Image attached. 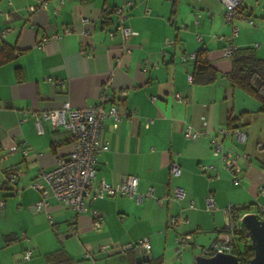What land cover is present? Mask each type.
<instances>
[{"label":"crops","instance_id":"0c3cea01","mask_svg":"<svg viewBox=\"0 0 264 264\" xmlns=\"http://www.w3.org/2000/svg\"><path fill=\"white\" fill-rule=\"evenodd\" d=\"M45 1L42 7L39 0H0V29L10 28L0 41L17 51L0 63V149L20 140L27 146L26 154L16 151L0 163L1 169L18 164L20 170L18 190L0 192L6 200L0 212V264H55L58 258L57 264H163L177 254L181 234L189 235L185 248L209 245L226 226L223 209L229 203L236 215L264 206L259 193L264 115L258 100L230 84L231 55L223 53L229 46L258 44L255 53L264 58V0H242L238 16L229 22L221 0H130L125 23L136 33L126 40L128 52L118 34H108L118 23L114 9L122 0ZM201 47L217 70L205 84L188 81L194 68V57L188 55ZM111 71L107 93L121 118L104 119L101 138L109 144L97 154L94 184L118 183L132 174L138 177L136 192L151 188L152 195L95 197L80 212L49 195L47 207L35 209L32 204L41 194L30 181L51 169L57 156L67 155L71 142L64 129L48 123L45 133L37 134L32 115L23 110L53 109L65 101L71 107L93 103ZM229 114L246 133L245 141L219 130L229 129ZM148 118L153 120L145 127ZM188 124L200 131L197 139L184 137ZM212 138L240 154L239 172L232 175L212 154ZM171 162L179 165V175L169 173ZM210 164L213 168L201 169ZM174 186L184 190L179 200L173 199ZM209 193L214 208L207 205ZM175 213L185 220L169 226L168 217ZM94 214L101 217L99 228L92 224ZM143 237L150 240L149 258H137L135 248L116 247ZM105 243L113 247L101 249ZM26 249L31 250L27 259ZM55 251L64 255L52 260Z\"/></svg>","mask_w":264,"mask_h":264},{"label":"built area","instance_id":"2783aa9c","mask_svg":"<svg viewBox=\"0 0 264 264\" xmlns=\"http://www.w3.org/2000/svg\"><path fill=\"white\" fill-rule=\"evenodd\" d=\"M224 4L223 17L226 21H232L238 16L239 6L242 0H221ZM42 7L46 6L45 0H39ZM11 3V0H8ZM130 0H122V3L115 7L114 12L118 17V23L115 29L108 32L112 38L116 34L121 38V46L123 52H128L129 48L126 46V40L133 36L136 32L130 25L125 23L126 12L125 7L130 5ZM36 5H31L33 10ZM105 10H111L104 5ZM200 19L196 17L195 24H199ZM237 26H233V32H237ZM9 27L0 29V40L9 31ZM68 30L65 29V32ZM1 42V41H0ZM173 42L167 40L166 43ZM258 44H255L254 48ZM234 47H226L223 51L224 55H231ZM17 51H13L15 55ZM194 57V53L188 55ZM187 56V57H188ZM119 58H116L118 60ZM182 59H186V55L182 54ZM112 71L109 77L100 85V89L95 102L87 104L82 107H71L65 101L60 107L53 109H25L23 114H31L33 117L34 129L37 134H44L46 131L45 124L48 123L54 129H64L71 142V150L67 155H59L56 158L55 165L51 169L39 171L35 177L30 181L29 185L36 188L40 194L41 199L32 204L35 209H42L47 207V197L49 195L55 196L58 200L70 205L76 212L83 211L89 199L95 197H102L104 195L123 194L129 197L136 195L138 198L143 196H151L152 189L149 188L144 193H137L136 186L138 177L136 175H126L118 183H109L104 180L94 184L96 179V162L97 154L100 151L108 149V140L101 138V132L104 125V119L114 117L116 120L121 118L118 113L113 99L107 93V88L110 86L112 79ZM188 81L192 82V73L188 74ZM121 94H126V89H122ZM177 100H184L180 94H176ZM152 118H148L144 122V126L148 127L152 122ZM220 131L230 130L229 132L235 134L241 141L246 140V133L239 128L232 129H219ZM183 135L186 139L195 140L199 137L200 131L194 129L192 125L188 124L184 128ZM16 151H21L24 155L27 153L26 142L23 140L14 141L5 151L0 149V163L4 161L10 154ZM211 152L215 156H219L222 161V166L229 170L232 175L240 171L238 159L240 154L233 153L230 150L224 149L222 143L216 138L211 139ZM169 173L171 175H179L180 167L176 162L169 164ZM213 168V165H201V169L206 171ZM20 170L18 164H12L4 169L0 168V192L11 189L16 192L18 189L15 184L19 178ZM214 176H218L215 170ZM173 199L179 200L184 196V190L178 186L171 189ZM259 193L264 194V186L259 187ZM166 193V197H167ZM158 202H162V197L157 198ZM208 207L214 208L215 203L212 193L206 196ZM5 196L0 194V212L5 207ZM258 211H264V206H257ZM226 213L228 220L225 229L220 231L217 237L210 243V245L203 249L202 255H212L216 252L232 253L235 246V232L242 228L241 217L243 214H233L234 206L229 203L223 209ZM256 213V212H255ZM184 217L179 214H172L168 217L169 226H178L184 221ZM93 226L100 227L101 217L97 214L93 216ZM54 227V225H52ZM245 234L248 236L247 230ZM189 235L181 234L176 238L175 252L179 254L189 243ZM113 245L105 243L101 249L107 250L112 248ZM119 250L129 248L141 249L143 256L149 258L150 240L148 237H143L135 242L119 244L116 246ZM31 250L26 249L23 257L29 258Z\"/></svg>","mask_w":264,"mask_h":264},{"label":"trees","instance_id":"16d2710c","mask_svg":"<svg viewBox=\"0 0 264 264\" xmlns=\"http://www.w3.org/2000/svg\"><path fill=\"white\" fill-rule=\"evenodd\" d=\"M13 50L4 42H0V63L11 59L14 56ZM191 73L192 82L198 84L210 83L216 78L217 70L210 63L206 48L201 47L194 53V68ZM227 78L232 86L241 89L250 97L258 100L261 104L259 112L264 115V58L258 57L254 48L233 49L231 54V69L227 73ZM233 120L231 114H229L227 117V127L229 129L237 127L233 125ZM251 205H254V203L243 205L242 208H250ZM257 214L259 217H262L264 211H258ZM224 229L225 227L222 230ZM245 229L242 223V228L235 232L236 243L232 253L237 255L239 264H249V260L253 256V248L251 247L249 236L245 234ZM63 255L62 251H55L50 255V258L54 260L58 256ZM61 259L54 260L55 264H57V261H62Z\"/></svg>","mask_w":264,"mask_h":264},{"label":"water","instance_id":"95a60500","mask_svg":"<svg viewBox=\"0 0 264 264\" xmlns=\"http://www.w3.org/2000/svg\"><path fill=\"white\" fill-rule=\"evenodd\" d=\"M241 222L247 230L253 248V256L250 258L249 264H264V217H259L255 212H249L243 214ZM134 252L137 254V258L143 257L139 248H135ZM195 264H239V261L234 253L216 252L208 256L196 255Z\"/></svg>","mask_w":264,"mask_h":264},{"label":"rangeland","instance_id":"374dc122","mask_svg":"<svg viewBox=\"0 0 264 264\" xmlns=\"http://www.w3.org/2000/svg\"><path fill=\"white\" fill-rule=\"evenodd\" d=\"M209 245L199 248H191L188 246L187 248H184L180 254H176L170 259L164 260L163 264H193L195 261V256L198 254H203V249L207 248Z\"/></svg>","mask_w":264,"mask_h":264}]
</instances>
